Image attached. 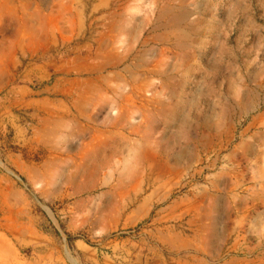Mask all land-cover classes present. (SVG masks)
<instances>
[{
    "label": "rangeland",
    "instance_id": "obj_1",
    "mask_svg": "<svg viewBox=\"0 0 264 264\" xmlns=\"http://www.w3.org/2000/svg\"><path fill=\"white\" fill-rule=\"evenodd\" d=\"M0 237L264 264V0H0Z\"/></svg>",
    "mask_w": 264,
    "mask_h": 264
},
{
    "label": "crops",
    "instance_id": "obj_2",
    "mask_svg": "<svg viewBox=\"0 0 264 264\" xmlns=\"http://www.w3.org/2000/svg\"><path fill=\"white\" fill-rule=\"evenodd\" d=\"M0 240L4 242V249H0V264H37V261L40 259H35L34 261H25L18 257V253L14 250V247L8 240H5L3 237H0ZM79 248L83 252L82 255L85 257H92L93 260V252L83 243H79Z\"/></svg>",
    "mask_w": 264,
    "mask_h": 264
},
{
    "label": "trees",
    "instance_id": "obj_3",
    "mask_svg": "<svg viewBox=\"0 0 264 264\" xmlns=\"http://www.w3.org/2000/svg\"><path fill=\"white\" fill-rule=\"evenodd\" d=\"M48 223H49V221H48ZM49 225H50V228L53 230L54 235H55L56 237H59V233H58L56 230H54L53 226H52L50 223H49ZM74 240H76V238L73 239V241H74ZM70 241H71V238H70L68 235H66V242H67V244H69Z\"/></svg>",
    "mask_w": 264,
    "mask_h": 264
}]
</instances>
